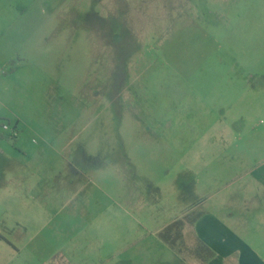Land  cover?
<instances>
[{"label":"rangeland","instance_id":"1","mask_svg":"<svg viewBox=\"0 0 264 264\" xmlns=\"http://www.w3.org/2000/svg\"><path fill=\"white\" fill-rule=\"evenodd\" d=\"M219 1L0 0V136L17 129L0 141V264H180L164 239L189 234L222 187L208 182L231 174L156 134L188 97L241 94V71L216 70L224 40L207 36ZM239 104L224 120L234 141ZM236 143L225 159L240 165Z\"/></svg>","mask_w":264,"mask_h":264},{"label":"crops","instance_id":"2","mask_svg":"<svg viewBox=\"0 0 264 264\" xmlns=\"http://www.w3.org/2000/svg\"><path fill=\"white\" fill-rule=\"evenodd\" d=\"M208 9L220 18L222 26L207 36L224 40L225 47L221 52L229 61L219 63L216 70L241 71V94L227 98L216 93L213 97V94L188 97L180 102V109H175L174 113H177L173 119H168L167 131L159 130L156 135L162 143L172 144L166 146L167 149L194 151L190 160L208 164L206 167L225 161L227 165L222 169L226 168L225 171L231 175L228 178H211L208 188L212 187L211 183L222 187L208 195L204 202L207 207L195 215L189 234L181 231L183 238L179 240L175 235L172 238L174 248L165 241L163 243L180 264H264V140L263 132L257 130L264 123L260 119L264 101L260 98L255 106H251L243 93L264 89V33L256 27V24L264 27V0H241V5L221 0ZM7 30L0 23V37ZM9 58L0 52V69ZM233 102L242 104H239L240 113L232 117L239 121L235 123L237 132L241 131L245 137L235 140L241 144L240 165L234 158L230 163V159H225L226 153L238 146L234 139H229L227 133L233 132L224 125V120L232 116ZM250 118H258L260 125H247L245 120ZM184 119L190 122L184 125ZM194 120L197 122L193 123ZM166 136H169L168 140ZM3 138L1 135L0 141ZM159 147L163 148L160 144ZM3 159L0 147V163ZM233 166L238 167L236 177L232 176ZM230 183L236 186L232 190H229ZM184 237L189 238L187 243ZM183 249L187 254L183 255Z\"/></svg>","mask_w":264,"mask_h":264},{"label":"built area","instance_id":"3","mask_svg":"<svg viewBox=\"0 0 264 264\" xmlns=\"http://www.w3.org/2000/svg\"><path fill=\"white\" fill-rule=\"evenodd\" d=\"M2 129L10 139H14L17 137V129L16 128H10L9 125L3 124Z\"/></svg>","mask_w":264,"mask_h":264},{"label":"trees","instance_id":"4","mask_svg":"<svg viewBox=\"0 0 264 264\" xmlns=\"http://www.w3.org/2000/svg\"><path fill=\"white\" fill-rule=\"evenodd\" d=\"M4 137H7V138H8L7 135H5ZM14 139H15V138H14ZM164 241H165L167 244L171 245V247H173V243H171L169 240L164 239Z\"/></svg>","mask_w":264,"mask_h":264}]
</instances>
